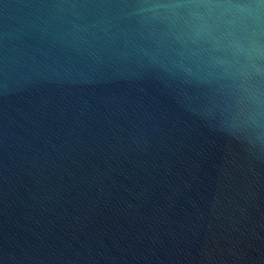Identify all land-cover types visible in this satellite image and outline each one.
<instances>
[{
  "label": "water",
  "instance_id": "water-1",
  "mask_svg": "<svg viewBox=\"0 0 264 264\" xmlns=\"http://www.w3.org/2000/svg\"><path fill=\"white\" fill-rule=\"evenodd\" d=\"M136 2L0 0V264H264V116Z\"/></svg>",
  "mask_w": 264,
  "mask_h": 264
},
{
  "label": "clouds",
  "instance_id": "clouds-1",
  "mask_svg": "<svg viewBox=\"0 0 264 264\" xmlns=\"http://www.w3.org/2000/svg\"><path fill=\"white\" fill-rule=\"evenodd\" d=\"M126 7L140 16L156 9H184L189 19L199 21L192 30L212 45L218 93L239 92L241 103L247 101L257 117L264 116V0H137Z\"/></svg>",
  "mask_w": 264,
  "mask_h": 264
}]
</instances>
